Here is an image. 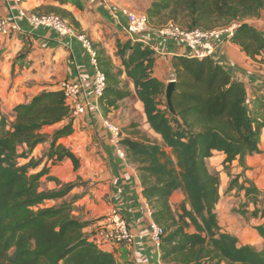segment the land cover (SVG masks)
<instances>
[{"label": "trees", "instance_id": "trees-1", "mask_svg": "<svg viewBox=\"0 0 264 264\" xmlns=\"http://www.w3.org/2000/svg\"><path fill=\"white\" fill-rule=\"evenodd\" d=\"M81 7L78 0H71ZM264 0H151L146 10L148 26L158 28L172 21L183 28L210 30L233 21L259 17ZM36 14L53 13L83 34L72 13L60 6L41 7ZM241 23V24H243ZM230 40L252 59L264 62V35L248 25L238 28ZM96 67L105 75V87L98 98L100 108L113 106L130 95L128 79L142 102L149 127L161 143L121 139L124 159L134 165L141 193L152 220L164 230L159 243L163 264H264V222L255 225L261 248L241 244L219 225L215 206L219 201V177L208 169L206 159L224 154L223 163L237 160L245 172L247 156L259 153L264 128V92L233 78L211 57L176 55L170 59L175 80L172 105L164 98L166 83L153 74L155 50L141 41L116 39L115 56L122 68H115L100 43H93ZM257 57H260L257 59ZM125 79H122V74ZM162 104V106H161ZM73 111L62 89L42 91L13 107L10 121L0 115V264H117L115 252L100 248L86 233L87 223L73 216L77 197L57 205L47 202L63 198L75 186L39 190L48 162L70 158L75 170L79 158L57 140L73 132ZM51 135L41 132L47 125L62 123ZM122 130V128H121ZM44 142L41 155H31ZM43 167L34 172L42 161ZM240 175L229 189L243 191L253 216L264 217V192ZM180 191L176 209L170 198Z\"/></svg>", "mask_w": 264, "mask_h": 264}, {"label": "crops", "instance_id": "crops-1", "mask_svg": "<svg viewBox=\"0 0 264 264\" xmlns=\"http://www.w3.org/2000/svg\"><path fill=\"white\" fill-rule=\"evenodd\" d=\"M78 2L80 8L71 0H0V19L12 20L18 26L8 37L0 40V115L12 118L15 105L30 101L42 91L59 89L62 81L80 83L82 89L79 99L84 110L82 113L72 114L73 132L57 140L79 158V167L75 170L70 158L48 162L47 173L40 178L39 190H58L65 184L74 183L75 186L66 196L50 202L55 204L71 196L77 197L73 216L87 223L84 228L86 233L92 232L101 223L110 207H115L125 218L132 235L129 242L116 249L114 255L117 264H163L159 258V245L148 234L152 218L141 193L137 171L134 165L117 155L104 124L105 121H111L119 125L122 128L121 139L161 143L160 135L146 121L143 104L136 97L132 81L127 80L129 96L118 100L111 107L100 108L93 88L94 61L80 40L76 36H61L51 28L34 27L19 12H30L39 6L41 12H45L50 5L70 11L82 33L91 42L100 43L105 53L111 57L115 68H122L120 59L115 56L116 39L144 42L157 54L153 67L154 76L166 84L172 79L171 57L191 54L184 44L161 35L154 27L147 26L133 36L125 32L127 20L121 10L128 8L135 13L146 14L151 0ZM247 24L264 35V11L259 17L248 19ZM213 44L214 53L211 58L233 78L243 82L250 93L253 92V86L262 88L264 92V62L248 56L227 34L223 33L213 39ZM125 78L123 73L122 79ZM61 124L63 122L44 126L41 132L51 135ZM48 146L49 142L38 144L30 156L39 157ZM259 149V153L247 156L248 170L244 172V176L252 180L258 189L260 187L256 184V179L264 182V128L260 134ZM215 153L223 161L224 154L217 151ZM213 157L206 159V162ZM44 163L45 160L34 172L39 171ZM178 197L183 198V195L177 190L170 202ZM218 220L220 227L235 235L239 243L259 244L261 248L262 239L255 225L264 222V217L254 227L233 225L234 223L226 221L227 218L222 220V224ZM233 228H238L239 233Z\"/></svg>", "mask_w": 264, "mask_h": 264}, {"label": "built area", "instance_id": "built-area-1", "mask_svg": "<svg viewBox=\"0 0 264 264\" xmlns=\"http://www.w3.org/2000/svg\"><path fill=\"white\" fill-rule=\"evenodd\" d=\"M121 13L126 17L127 24L125 26V32L129 36L140 33L147 28L148 21L146 14H138L128 8H123ZM19 14L20 16L25 17L34 27L41 26L51 28L61 36H76L80 40L83 48L91 54L94 61V94L96 97L101 95L105 87V75L96 67L95 52L92 47V42L86 35L77 34L66 19L53 13L36 14L21 10ZM240 26L241 22L233 21L226 26L210 30L200 28L186 29L179 24L168 21L156 29L161 35L172 37L179 43L184 44L188 48L191 56L202 58L211 57L213 55V39L223 33L231 36ZM16 29H18V26L14 21L1 18L0 40L8 37L12 31ZM60 89H62L66 102L70 105L73 113H82L84 107L79 99L82 85L77 82L66 80L61 82ZM104 124L109 132L110 141L115 146L117 155L120 158H124V150L120 145L122 137L121 127L111 121H105ZM148 234L151 240L159 245L162 236L164 235V230L160 225L151 220L148 226ZM89 237L100 248L113 252H115L119 246L132 239V235L129 231L125 218L115 207L109 208L108 212H106V214L102 217L101 223L91 232Z\"/></svg>", "mask_w": 264, "mask_h": 264}, {"label": "rangeland", "instance_id": "rangeland-1", "mask_svg": "<svg viewBox=\"0 0 264 264\" xmlns=\"http://www.w3.org/2000/svg\"><path fill=\"white\" fill-rule=\"evenodd\" d=\"M248 20H245L244 23H247ZM243 23V22H241ZM162 106V104H161ZM6 119L8 121L11 120L9 116H6ZM219 154L215 153L213 156V159L208 162V168H210V171L216 172L219 177V201L215 206V210L218 215V219H220L221 224L223 223L222 220H225L227 218L230 224L234 223L233 225H242V226H251L254 227V225L259 221L258 216H253L252 211L255 208V206L252 203L244 202V196L243 191L238 192L235 188L229 189V182L231 179H233L235 176L240 175L239 177V183L243 181L244 171L243 168L239 165L238 161H234L231 164H224L221 159L218 157ZM221 161V162H220ZM252 176V174H250ZM256 184L258 187H260L261 190L264 192V182L256 179ZM72 197H68L65 200H70ZM182 200V198L178 197L177 199L171 200V205L174 209H176L177 204ZM61 201H64L61 200ZM60 202H55V204H52L51 202H47V205H57ZM264 205V201H260L256 207L260 209ZM239 222V223H237ZM237 233H239L238 228H233ZM256 248H259L258 245H253Z\"/></svg>", "mask_w": 264, "mask_h": 264}, {"label": "water", "instance_id": "water-1", "mask_svg": "<svg viewBox=\"0 0 264 264\" xmlns=\"http://www.w3.org/2000/svg\"><path fill=\"white\" fill-rule=\"evenodd\" d=\"M246 26H248V24L243 23V24H241L240 28H243ZM174 90H175V80L171 79L166 84L164 98H165V101H166V104L168 107V111L172 115H176V112H175L174 107L172 105V94H173Z\"/></svg>", "mask_w": 264, "mask_h": 264}]
</instances>
